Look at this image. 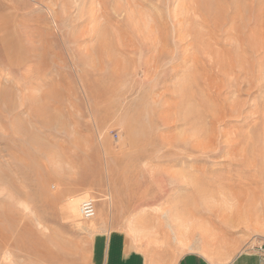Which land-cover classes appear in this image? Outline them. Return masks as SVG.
Returning <instances> with one entry per match:
<instances>
[{
	"label": "rangeland",
	"instance_id": "1",
	"mask_svg": "<svg viewBox=\"0 0 264 264\" xmlns=\"http://www.w3.org/2000/svg\"><path fill=\"white\" fill-rule=\"evenodd\" d=\"M0 174V264H264V0H0Z\"/></svg>",
	"mask_w": 264,
	"mask_h": 264
},
{
	"label": "built area",
	"instance_id": "2",
	"mask_svg": "<svg viewBox=\"0 0 264 264\" xmlns=\"http://www.w3.org/2000/svg\"><path fill=\"white\" fill-rule=\"evenodd\" d=\"M96 204L93 199H87L81 203L80 213L85 219H92L96 215ZM264 249V243L261 244Z\"/></svg>",
	"mask_w": 264,
	"mask_h": 264
},
{
	"label": "crops",
	"instance_id": "3",
	"mask_svg": "<svg viewBox=\"0 0 264 264\" xmlns=\"http://www.w3.org/2000/svg\"><path fill=\"white\" fill-rule=\"evenodd\" d=\"M111 245H110V249H118L117 248V245L115 243V240L114 241H111L110 242ZM119 249H129V248H126V247H121ZM176 264H214V263H210L209 261H204L203 259L199 258V257H196V256H190V257H185L183 258L182 257V261L181 262H178Z\"/></svg>",
	"mask_w": 264,
	"mask_h": 264
},
{
	"label": "bare ground",
	"instance_id": "4",
	"mask_svg": "<svg viewBox=\"0 0 264 264\" xmlns=\"http://www.w3.org/2000/svg\"><path fill=\"white\" fill-rule=\"evenodd\" d=\"M18 38V37H17ZM13 56H15V55H13ZM14 59V58H13ZM4 94V93H3ZM201 113V112H200ZM1 175V174H0ZM4 180V179H3ZM2 181V180H1ZM2 225V224H1ZM6 227V226H5ZM1 230V229H0ZM3 231V230H2ZM9 243V242H8ZM11 245V244H10ZM6 250H8V249H6ZM9 252H11V251H9ZM1 254V253H0Z\"/></svg>",
	"mask_w": 264,
	"mask_h": 264
}]
</instances>
